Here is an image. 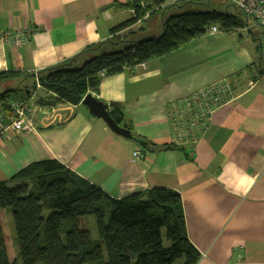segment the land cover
<instances>
[{
    "label": "crops",
    "instance_id": "0c3cea01",
    "mask_svg": "<svg viewBox=\"0 0 264 264\" xmlns=\"http://www.w3.org/2000/svg\"><path fill=\"white\" fill-rule=\"evenodd\" d=\"M131 1L0 0V31L37 28L22 45L0 42V72L10 74L0 80V94L12 90L0 96V113L10 101L30 98L48 68L74 67L158 37L171 15L217 9L209 0H166L112 32L134 16ZM231 13L241 16L242 26L196 37L145 65L105 76L89 91L119 105L133 133L171 148L145 149L113 132L82 102L39 106L32 115L37 129L0 135V182H11L34 162L56 159L112 197L174 189L183 198L188 236L202 255L198 264H264L262 30L237 8ZM220 80L229 83L231 99L194 145L180 144L170 120L176 102ZM46 94L42 86L38 96ZM52 113L60 117L51 119ZM135 150L143 157L135 158Z\"/></svg>",
    "mask_w": 264,
    "mask_h": 264
},
{
    "label": "trees",
    "instance_id": "16d2710c",
    "mask_svg": "<svg viewBox=\"0 0 264 264\" xmlns=\"http://www.w3.org/2000/svg\"><path fill=\"white\" fill-rule=\"evenodd\" d=\"M165 1L132 0L134 16L111 31L132 25ZM212 25L228 31L242 26L243 20L236 13L214 8L171 15L158 37L103 52L74 67L65 62L48 68L40 78L47 94L37 96L36 104L45 108L77 105L90 90L99 87L105 76L167 55L205 35ZM260 48L264 65L262 44ZM101 71H105L104 77ZM9 75L0 72V80ZM109 110L120 125L131 130L123 123L119 105L111 104ZM139 137L147 141L150 150L171 148ZM9 213L22 264H198L202 257L188 236L183 198L177 190L155 187L112 197L56 159L34 162L11 182H0V264H20ZM89 215L97 221V240L91 235Z\"/></svg>",
    "mask_w": 264,
    "mask_h": 264
},
{
    "label": "built area",
    "instance_id": "2783aa9c",
    "mask_svg": "<svg viewBox=\"0 0 264 264\" xmlns=\"http://www.w3.org/2000/svg\"><path fill=\"white\" fill-rule=\"evenodd\" d=\"M174 2L176 0H173ZM228 3L240 10L245 16L251 17L262 30V55L264 56V0H226ZM37 28L28 25L21 30L4 29L0 31V42L2 44L19 46L30 40ZM220 31L218 25H212L208 33ZM141 65H145L142 63ZM100 75L105 76V71ZM42 86L37 78V89ZM232 96L231 88L226 80H220L200 89L191 96L178 100L171 111L170 120L177 134L180 144L194 145L199 138L210 127L215 111L226 104ZM33 100L11 101L9 109L0 113V135L7 131L22 134L33 130L29 116H32L35 105ZM59 116L58 114H51ZM60 117V116H59ZM58 117V119H59ZM144 153L135 150L133 156L137 159L142 158Z\"/></svg>",
    "mask_w": 264,
    "mask_h": 264
},
{
    "label": "water",
    "instance_id": "95a60500",
    "mask_svg": "<svg viewBox=\"0 0 264 264\" xmlns=\"http://www.w3.org/2000/svg\"><path fill=\"white\" fill-rule=\"evenodd\" d=\"M82 103L85 104L89 108V112L91 114L97 116L98 118L103 119L113 132L127 139H131L137 144H139L140 146L144 147L145 149L150 150L148 148L147 141H144L139 136L133 134V132L129 128L123 125H120L111 116L109 105L106 102L95 97L91 92H88L84 96Z\"/></svg>",
    "mask_w": 264,
    "mask_h": 264
},
{
    "label": "rangeland",
    "instance_id": "374dc122",
    "mask_svg": "<svg viewBox=\"0 0 264 264\" xmlns=\"http://www.w3.org/2000/svg\"><path fill=\"white\" fill-rule=\"evenodd\" d=\"M209 1L212 2L216 6V8L219 9V10L227 11V12H230V13L234 12V7H232L228 3V1H226V0H209ZM180 6H182V5H180ZM263 69H264V66H263ZM21 102H23V100H21ZM33 104L35 105V103H33ZM6 108L9 109V106H7ZM29 120H30V122L27 121V123H30V124L33 125V130L37 129V127H36L37 125L35 124V121H34V116H29ZM33 130H31V131H33ZM29 132L30 131H26V133H29ZM14 184L15 183L12 182L10 185L13 186ZM107 220H108V213H107ZM87 221H88V224H89V227H90L92 238L94 240H97L99 238V235H98L97 221H96L95 216L94 215H89ZM9 222H10V225H11L12 235H13V238L15 240V250H16V253H17L18 257H19V262H20V264H22V260L20 259L19 246H18L17 239H16V231H15V228H14V222H13V218H12V214L11 213H9ZM104 254H105V258H107L106 251H105Z\"/></svg>",
    "mask_w": 264,
    "mask_h": 264
},
{
    "label": "bare ground",
    "instance_id": "6f19581e",
    "mask_svg": "<svg viewBox=\"0 0 264 264\" xmlns=\"http://www.w3.org/2000/svg\"><path fill=\"white\" fill-rule=\"evenodd\" d=\"M208 33V32H207ZM142 64V63H141ZM140 64V65H141ZM40 79V78H39ZM41 81V80H40ZM41 84H42V82H41ZM42 86H43V84H42ZM41 86V87H42ZM38 90L39 89H37V82H36V89H35V91L33 92V94L30 96V98H28V99H25V100H23V101H28V100H33V102L35 103V106L36 107H39V105L37 106V104H36V102H35V100H36V98H37V96H38ZM12 101H21V100H12ZM9 104H10V102L8 103V105L7 106H9ZM36 107H35V109H36ZM8 109L7 108H5V110L4 111H7ZM3 112V111H2Z\"/></svg>",
    "mask_w": 264,
    "mask_h": 264
}]
</instances>
